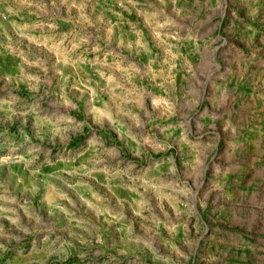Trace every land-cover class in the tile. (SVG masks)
<instances>
[{
    "label": "clouds",
    "instance_id": "clouds-1",
    "mask_svg": "<svg viewBox=\"0 0 264 264\" xmlns=\"http://www.w3.org/2000/svg\"><path fill=\"white\" fill-rule=\"evenodd\" d=\"M92 2L0 0V56L20 61L16 75L0 76V169L28 174L16 179L19 194L0 178V264H66L74 250L99 264H264V131L252 127L253 106L238 92L246 63L264 69V0L171 9L177 0H115L119 11L90 15ZM22 12L35 20L17 23ZM125 12L141 16L159 52L142 37L114 40L116 28L133 23ZM58 21L73 27L60 33ZM101 65L111 74L93 80L86 68ZM21 85L29 97L16 94ZM78 100L83 119L74 115ZM16 122L15 133L3 127ZM105 128L122 149L99 135ZM101 176L107 200L92 188L104 187ZM115 188L131 199H117ZM100 217L114 233L107 242Z\"/></svg>",
    "mask_w": 264,
    "mask_h": 264
},
{
    "label": "rangeland",
    "instance_id": "rangeland-1",
    "mask_svg": "<svg viewBox=\"0 0 264 264\" xmlns=\"http://www.w3.org/2000/svg\"><path fill=\"white\" fill-rule=\"evenodd\" d=\"M193 3V0H177V3L175 5H173L172 3H169L168 7L171 8H184V7H190ZM109 6H113L115 7L116 11H119V6L115 5V0H93V2L91 4L88 5V13L91 15L93 13V9L95 10V14L99 15V13L101 12L102 9L109 7ZM24 17L25 20L21 21L19 18H17V23H24V22H31L33 20H35V17H29L27 12H22L21 13ZM72 15L75 16L76 15V10L73 9L72 10ZM107 16H109V18L111 19H115L114 17L111 16L110 13H106ZM125 17L127 20L132 21L133 23L130 25H123L121 27H118L115 29V36H114V40H119L121 34L123 33L125 36V40H135L138 37H142L143 39H147L149 40L150 44L152 45V50L153 52H159L160 49L156 46V44L153 42V38L150 36L148 28L145 27L144 21L141 19L140 15H137L135 12L129 16L127 12L124 13ZM13 17H10V19ZM68 18V12L67 9H65L64 11V19ZM6 26L9 28V31L11 32V25L7 24ZM58 23L60 24V33H67L71 30V28L73 27L72 24H68V23H64L63 21H58ZM139 28V31H136V29ZM131 30V31H130ZM38 31V30H37ZM132 32H135V35H132ZM261 47H264V45H262ZM127 54V53H126ZM208 65L209 67H211V54L208 53ZM89 60H93L94 57L93 55H89L87 57ZM261 57L257 56L254 59H259ZM104 57L101 54L100 55V60H103ZM134 59L140 63L141 65H144L147 63V56H136L134 55ZM19 64L20 61L12 54L10 53H5L3 56H0V76H3L5 74L7 75H16L19 71ZM244 67L247 68V71L244 73V80L247 81L245 82H241V85L239 87L238 92L239 93H243L244 94V98L249 102V104H251L252 107V111L255 113V115L252 117V127L255 129H258L260 131H264V111H262L261 109H264V92L261 91V89H264V69L261 70H257L253 67H251V65H248L247 63L244 65ZM87 73L91 76V78L93 80H98L101 79L102 77H104L106 74L110 75L111 72H109L106 68H104L102 65L100 67L99 71L94 70L91 67H87L86 68ZM232 71L234 72V68L232 69ZM255 72L256 73V77L255 80L249 79V77L251 76V73ZM229 87H233L235 86V78L234 76H230L229 78ZM179 79L177 81V83L179 84ZM218 83H223L222 81L218 82ZM0 87H2V84H0ZM57 88V83L56 81H53L51 88L49 89V91H55ZM254 88L256 89V91H254ZM18 96H24V97H29L31 94L28 92L27 87L21 85V87L17 90L16 93ZM73 98L75 99V94H72ZM253 96L256 97L255 101H253ZM108 95H105L104 92H100L98 95V100H108ZM5 99H10V97H5ZM86 99V97H85ZM77 103L79 104V111L74 113V115L77 116L78 119H83V106H84V100H78ZM240 101H237V105H239ZM3 127H8L9 131L11 133H15L17 128L19 127V123H13L11 125H3ZM26 131L29 132V134H31V128H27ZM91 129H86V131L83 134L77 135L75 137H73L72 139V147H76L79 144H81L83 142V140L87 137L88 132H90ZM255 133L254 132H248L246 133V135L249 136H253ZM100 136H102L105 140L108 141V143L110 145H114L116 147L119 148H123V145L121 144V142L116 138V136L114 135L113 132H111L110 130H108L107 128L104 129L103 132L99 133ZM175 149H173L170 153H160L159 156L153 155L152 159H160L161 156L164 155H175ZM127 158V157H125ZM84 159H87V156L84 157ZM179 157H177V162H179ZM79 163V161H78ZM58 167H63V165H57ZM43 171L45 173H50V172H55L56 168H52V167H48L45 166ZM27 173L24 172L23 168L20 165H13L11 166V170L9 172V170L7 168L5 169H0V178H4L7 179L8 182L12 185L13 190L19 194L20 190L23 188V185H16V179L18 177H24L25 178V182H27ZM66 178V177H65ZM97 180L100 182V184L104 185V187H100L97 184H93L92 188L98 192L101 196H105V199L107 200L109 197L105 195V193L109 190V188L111 186L107 185L104 181V178L101 177H97ZM53 184H59V181L56 179L52 180ZM83 191V190H80ZM112 193L113 195L117 198V199H121V200H130L131 199V193L125 191L123 188H115L112 189ZM42 194H43V190H42ZM83 194L85 196H90L89 192H83ZM52 196H55L56 193L52 192L51 193ZM70 195L72 196V199L75 200L76 199V195L75 193H70ZM32 204L34 207H38L41 209V211L43 212V210L45 209L46 205L41 201L40 196H37L36 198L33 199ZM78 215L83 216V218L85 220H89L92 223H96V220L93 218L92 214L89 213L88 215H84V208L80 207L79 208V212L77 213ZM205 218H207V213H205ZM59 222L61 224V226L64 225L65 223V218L64 217H60ZM7 222L5 221V224ZM101 229H103V234L105 236V240L106 242L109 241L111 239V237L114 235L113 230L110 229L106 224L103 223V217H100V223L98 225ZM79 244H77V249H79ZM146 264H151L150 261H148L147 257H144ZM66 264H99V258L97 257H93L92 255H88L86 259H82L78 254L77 251L74 250L73 251V255L71 257L68 258Z\"/></svg>",
    "mask_w": 264,
    "mask_h": 264
}]
</instances>
